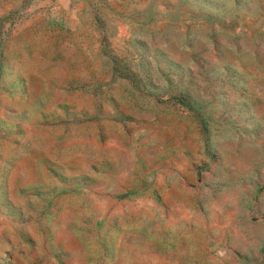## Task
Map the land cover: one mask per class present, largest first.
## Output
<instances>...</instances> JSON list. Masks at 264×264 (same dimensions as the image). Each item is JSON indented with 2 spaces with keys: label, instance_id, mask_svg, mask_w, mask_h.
<instances>
[{
  "label": "rangeland",
  "instance_id": "1",
  "mask_svg": "<svg viewBox=\"0 0 264 264\" xmlns=\"http://www.w3.org/2000/svg\"><path fill=\"white\" fill-rule=\"evenodd\" d=\"M0 264H264V0H0Z\"/></svg>",
  "mask_w": 264,
  "mask_h": 264
}]
</instances>
